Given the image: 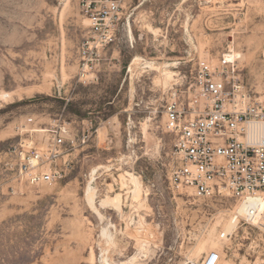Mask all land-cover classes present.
Wrapping results in <instances>:
<instances>
[{
    "label": "rangeland",
    "instance_id": "obj_1",
    "mask_svg": "<svg viewBox=\"0 0 264 264\" xmlns=\"http://www.w3.org/2000/svg\"><path fill=\"white\" fill-rule=\"evenodd\" d=\"M86 33L76 0H0V159L18 128L64 124L66 140L73 138L59 183L14 182L13 193L0 186V264H104V255L111 264L133 255L135 264H187L228 245L232 201L220 205L167 188L176 160L164 106L174 94L193 93L198 60L217 65L229 52L234 70L223 76L264 102V0H141L99 68L79 78L77 46ZM136 56L154 69L129 72ZM162 63H175L167 85ZM253 123L248 139L256 143L264 124ZM94 168L92 204L102 219L85 197ZM125 172L141 182L138 199L119 185ZM116 194L122 213L100 208ZM104 227L111 239L101 235ZM249 232L231 245L241 242L236 257L243 264H260L264 235Z\"/></svg>",
    "mask_w": 264,
    "mask_h": 264
},
{
    "label": "built area",
    "instance_id": "obj_2",
    "mask_svg": "<svg viewBox=\"0 0 264 264\" xmlns=\"http://www.w3.org/2000/svg\"><path fill=\"white\" fill-rule=\"evenodd\" d=\"M76 1L87 21L86 36L77 46L78 75L83 78L99 68L105 51L129 25L141 0ZM233 63L225 56L217 65L198 60L193 93L181 98L174 94L164 106V128L173 136L176 160L167 188L196 200L233 203L228 218L235 228L228 235L229 244L187 264H243L236 257L241 242L231 243L236 237L248 240L250 230L264 235V138L256 143L247 140L250 122L264 124V102L223 76L224 69L234 70ZM32 123L26 119L27 125ZM18 130V140L0 159V186L13 193L14 182L29 188L59 183L70 168L64 159L73 145V138H65L67 127L52 124Z\"/></svg>",
    "mask_w": 264,
    "mask_h": 264
},
{
    "label": "bare ground",
    "instance_id": "obj_3",
    "mask_svg": "<svg viewBox=\"0 0 264 264\" xmlns=\"http://www.w3.org/2000/svg\"><path fill=\"white\" fill-rule=\"evenodd\" d=\"M145 22V21H144ZM145 25V24H144ZM146 28H147V25H146ZM151 29V28H150ZM153 31V29H151ZM155 32V31H154ZM128 34H129V38L132 39V33H131V29L130 27L128 28ZM224 56L230 60V61H233L234 60V54L232 52H229V53H226L224 54ZM159 65V64H158ZM157 65V69L159 71V74L160 76H162V82L164 84H168L169 81L171 80V78H175L176 74L169 70L168 67L169 65H172L174 66L175 63H172V64H166V63H162L160 64L159 66ZM132 66H136L142 70H146V69H154L155 67V63L152 62V61H149V60H146L144 58H141V57H134L131 64H130V67H129V72H132ZM156 69V68H155ZM135 70V69H134ZM175 80V79H174ZM254 123L253 122H250L249 123V126H248V134L249 132L251 131L252 127H253ZM247 140L249 142H251L249 139H248V135H247ZM251 143H254V142H251ZM107 167V166H105ZM109 167V165H108ZM123 172V171H122ZM96 173H97V170L96 168L92 169L90 174H89V180L87 181V186H86V190H85V197L88 201V203L91 205L92 209L96 211V213L98 214L97 216H99L101 219L103 218V215L101 214V212L95 208L93 206V197H94V191H95V188L93 186L94 184V181L96 179ZM121 181L119 183V185L121 184V188L122 189H126L127 192L129 193V196H132L131 198H134V197H137L139 196L138 194L140 193L141 191V188H142V185H141V182L140 180L138 179L137 175H135L134 172H125V174L121 175ZM120 187V186H119ZM142 193V192H141ZM84 197V196H83ZM138 199V197H137ZM122 201H121V198H120V194H116L114 197H110V196H105V198L102 200L101 204H100V208L101 209H105V208H108V207H114L116 208L120 213H122ZM129 203V202H128ZM136 206V205H135ZM129 208V207H128ZM236 212L237 213H242V208H238L236 207L235 208ZM132 211V210H131ZM95 214V213H94ZM131 218V217H130ZM99 219V218H98ZM130 221V219H129ZM129 224V223H128ZM110 224H107L106 226H108ZM127 226V225H126ZM139 225L137 226V229H139ZM101 235L102 236H105L107 237L108 239H111V235L107 232V229L106 227H104L101 231ZM107 240V239H106ZM141 241V240H140ZM106 242H109L106 241ZM146 244L144 242H140L139 243V246H138V249L142 250L145 252L146 250ZM107 252V251H106ZM102 258V261L104 264H111L108 262L107 258L104 256L101 257ZM135 259H136V256L133 255L131 256L127 261L125 262H121L120 264H135Z\"/></svg>",
    "mask_w": 264,
    "mask_h": 264
}]
</instances>
